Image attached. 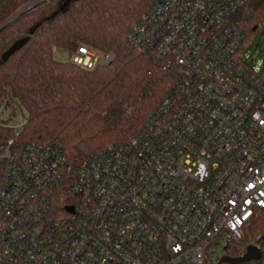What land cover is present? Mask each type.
<instances>
[{
    "label": "built area",
    "instance_id": "2783aa9c",
    "mask_svg": "<svg viewBox=\"0 0 264 264\" xmlns=\"http://www.w3.org/2000/svg\"><path fill=\"white\" fill-rule=\"evenodd\" d=\"M248 1L155 0L132 26L174 85L128 142L78 165L59 139L2 147L0 264H214L243 239L264 211L263 67L232 18ZM112 58L71 54L87 69Z\"/></svg>",
    "mask_w": 264,
    "mask_h": 264
},
{
    "label": "trees",
    "instance_id": "16d2710c",
    "mask_svg": "<svg viewBox=\"0 0 264 264\" xmlns=\"http://www.w3.org/2000/svg\"><path fill=\"white\" fill-rule=\"evenodd\" d=\"M33 1H1L0 27ZM65 1L44 0L0 31V61L16 41L30 36L0 64V106L21 110L26 118L19 129L10 117L0 118V151L11 139L22 144L59 139L69 161L78 165L109 144L131 140L171 92L174 78L149 48L138 49L127 38L155 0H72L62 8ZM232 18L244 32L246 49L260 34L264 0H249ZM82 45L113 58L87 69L54 57L56 48L73 54ZM3 170L0 154V182ZM259 237L263 259L264 211L260 210L246 226L243 239L228 246L226 256H240Z\"/></svg>",
    "mask_w": 264,
    "mask_h": 264
},
{
    "label": "water",
    "instance_id": "95a60500",
    "mask_svg": "<svg viewBox=\"0 0 264 264\" xmlns=\"http://www.w3.org/2000/svg\"><path fill=\"white\" fill-rule=\"evenodd\" d=\"M44 0H34L30 4L26 5L23 9H21L19 12H17L13 17H11L7 22H5L1 27L0 31L5 28L8 24L15 21L17 18H19L23 13L35 8L40 3H42ZM72 0H66L64 4L62 5V8H64L66 5H68ZM30 39V36H26L18 41H16L2 56L0 64H5L11 56H13L18 50H20ZM68 211H73V208L68 207ZM262 259V250L254 245H249L246 248L245 254L238 257H229V256H223L220 260L221 263H227V264H243L247 262H256L260 261Z\"/></svg>",
    "mask_w": 264,
    "mask_h": 264
},
{
    "label": "rangeland",
    "instance_id": "374dc122",
    "mask_svg": "<svg viewBox=\"0 0 264 264\" xmlns=\"http://www.w3.org/2000/svg\"><path fill=\"white\" fill-rule=\"evenodd\" d=\"M24 8V7H23ZM22 8V9H23ZM260 34L250 43L248 51L246 52V56H249V62L252 66L258 67L260 70L264 67V22L261 23ZM54 57L60 61H67L71 60V54L68 50L62 48H56L54 50ZM24 112V111H23ZM11 113L15 114V119L19 123L24 118L23 113L21 110H16L15 112L12 108H6L2 113V118L7 119L10 117ZM25 113V112H24ZM222 255H213L211 260L214 264L220 262ZM258 262V261H256ZM259 264H264V257L260 261Z\"/></svg>",
    "mask_w": 264,
    "mask_h": 264
}]
</instances>
